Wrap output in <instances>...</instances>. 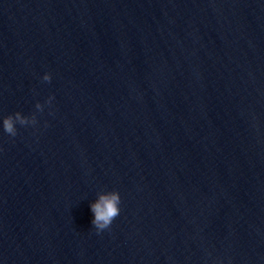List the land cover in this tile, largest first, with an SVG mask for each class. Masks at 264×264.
<instances>
[{"label":"water","instance_id":"obj_1","mask_svg":"<svg viewBox=\"0 0 264 264\" xmlns=\"http://www.w3.org/2000/svg\"><path fill=\"white\" fill-rule=\"evenodd\" d=\"M16 111L0 264H264V0H0Z\"/></svg>","mask_w":264,"mask_h":264},{"label":"clouds","instance_id":"obj_2","mask_svg":"<svg viewBox=\"0 0 264 264\" xmlns=\"http://www.w3.org/2000/svg\"><path fill=\"white\" fill-rule=\"evenodd\" d=\"M53 78L51 72H46L42 79L44 81H51ZM54 96H49L47 103L52 104ZM36 108L41 112L45 108V104L38 102ZM36 125L37 115L34 113L31 116L25 115L21 111L8 114L0 121V127L3 131L15 137L18 134L17 125ZM122 196L119 190L112 189L101 192L98 197L90 203V210L93 214L92 225L95 231L98 233L103 232L105 229H109L113 224L115 218L121 213Z\"/></svg>","mask_w":264,"mask_h":264}]
</instances>
